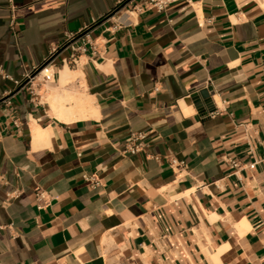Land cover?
I'll return each instance as SVG.
<instances>
[{
    "label": "crops",
    "instance_id": "obj_1",
    "mask_svg": "<svg viewBox=\"0 0 264 264\" xmlns=\"http://www.w3.org/2000/svg\"><path fill=\"white\" fill-rule=\"evenodd\" d=\"M116 1L15 0L12 27L0 0V264H264V0H180L96 26L95 54L24 82ZM66 66L82 77L62 88ZM207 87L204 113L186 100ZM56 90L97 114L61 121ZM39 187L55 198L42 210Z\"/></svg>",
    "mask_w": 264,
    "mask_h": 264
},
{
    "label": "built area",
    "instance_id": "obj_2",
    "mask_svg": "<svg viewBox=\"0 0 264 264\" xmlns=\"http://www.w3.org/2000/svg\"><path fill=\"white\" fill-rule=\"evenodd\" d=\"M9 4L13 14L10 21V25L15 27L14 11L15 0H6ZM180 0H117L116 4L111 12L100 19L94 20L90 26H85L78 30L68 34L67 40L58 47L51 48L48 56L45 58L43 64L40 66H34L32 70L25 75L24 82L30 84L32 87L34 82L52 83L56 78L58 64L60 63L63 67L76 66L78 64L79 56L81 54L88 53L91 51L93 54L96 53V44L93 39V32L96 26H106V30L118 31L121 28L132 26L137 16L145 11L152 10L156 12H164L172 4ZM20 85L21 82H16ZM32 90V89H31ZM12 93L7 94L2 103L6 105L12 104ZM146 133L134 132L131 134L130 141L126 145L125 152L132 154L139 153L145 148ZM233 167H238L239 162L236 160L231 161ZM171 165L180 168L184 165L183 161L177 159L171 160ZM255 163L250 164L251 168H254ZM85 180L90 184L97 185L98 180L95 175L84 176ZM18 192H13L8 195L9 198H13ZM55 198L51 196L46 190L42 188L36 189L35 203L39 210H42L51 205Z\"/></svg>",
    "mask_w": 264,
    "mask_h": 264
},
{
    "label": "bare ground",
    "instance_id": "obj_3",
    "mask_svg": "<svg viewBox=\"0 0 264 264\" xmlns=\"http://www.w3.org/2000/svg\"><path fill=\"white\" fill-rule=\"evenodd\" d=\"M78 76L82 77L80 71H72L66 66L61 70L60 79L62 88ZM60 90L54 91L53 94L47 98L53 116H56L61 121L72 122L76 119L88 118L97 114L90 96L85 95L82 92H77L76 95H71L72 93L70 94L65 91L60 92ZM72 102L75 103V107L67 106V104Z\"/></svg>",
    "mask_w": 264,
    "mask_h": 264
},
{
    "label": "water",
    "instance_id": "obj_4",
    "mask_svg": "<svg viewBox=\"0 0 264 264\" xmlns=\"http://www.w3.org/2000/svg\"><path fill=\"white\" fill-rule=\"evenodd\" d=\"M214 95V91L211 87H207L205 89H200L197 91H193L190 95V98L186 100V102H193L194 105L202 112H206L207 110L214 112L215 106L212 100V96ZM181 105H184L181 103ZM207 109V110H206Z\"/></svg>",
    "mask_w": 264,
    "mask_h": 264
}]
</instances>
